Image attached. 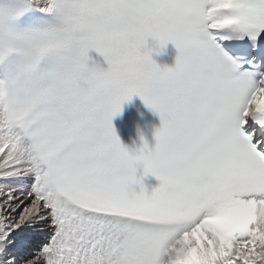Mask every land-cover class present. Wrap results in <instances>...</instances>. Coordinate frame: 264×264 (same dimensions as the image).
Instances as JSON below:
<instances>
[{"label":"snow or ice","instance_id":"6c2138e0","mask_svg":"<svg viewBox=\"0 0 264 264\" xmlns=\"http://www.w3.org/2000/svg\"><path fill=\"white\" fill-rule=\"evenodd\" d=\"M0 264H264V0H0Z\"/></svg>","mask_w":264,"mask_h":264},{"label":"rangeland","instance_id":"374dc122","mask_svg":"<svg viewBox=\"0 0 264 264\" xmlns=\"http://www.w3.org/2000/svg\"><path fill=\"white\" fill-rule=\"evenodd\" d=\"M34 229L35 228H25L23 230V233H22V235L24 237H26L29 240L30 243H33L35 241H39L40 242V241H42L41 239H45L46 238L45 232H32ZM37 246H38V244L36 245V247Z\"/></svg>","mask_w":264,"mask_h":264},{"label":"bare ground","instance_id":"6f19581e","mask_svg":"<svg viewBox=\"0 0 264 264\" xmlns=\"http://www.w3.org/2000/svg\"><path fill=\"white\" fill-rule=\"evenodd\" d=\"M32 232H40L37 229H34ZM37 236V235H36ZM34 246V243H31ZM38 244V243H37Z\"/></svg>","mask_w":264,"mask_h":264}]
</instances>
